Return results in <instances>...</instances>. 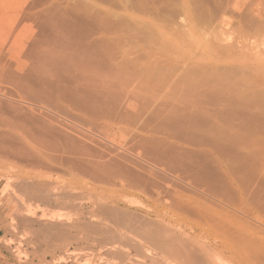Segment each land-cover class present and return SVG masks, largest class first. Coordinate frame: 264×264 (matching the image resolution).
Masks as SVG:
<instances>
[{"label": "bare ground", "instance_id": "6f19581e", "mask_svg": "<svg viewBox=\"0 0 264 264\" xmlns=\"http://www.w3.org/2000/svg\"><path fill=\"white\" fill-rule=\"evenodd\" d=\"M19 1L0 0V162L7 169L42 179L46 172L62 170L69 182L87 193L83 205L71 207L78 208L77 222L43 223L39 234L46 240L54 235L61 239L75 230L95 239L98 246L114 239L117 243L110 240L112 246L105 245V250L118 264H145L144 260L161 264H264V131L262 124L259 131L252 125H257V106H263L264 101L257 98V106L254 102L257 113L244 111V107L234 110L240 95L232 96L231 108L228 103L232 98L228 100L220 92L226 86L220 82L223 76L217 86L213 82L215 87H208L210 80V84L205 82L207 89L200 90L207 74L200 87L191 89L190 83L196 78L199 81L200 74L193 81H189L192 76L186 80L184 75L185 82L189 81L186 88L183 79L174 77L180 68L176 58L173 64L177 66L173 67L171 62L156 59L157 53H161L157 54L159 60L162 55L175 56L168 44L171 33L163 35L166 27L158 18L151 21L130 12L127 2L123 15L138 29L153 27L150 29L156 31L160 47L151 49L154 43L144 39V45L151 44L149 49L139 51L133 46V51L132 46L123 47L129 37L125 43L121 39L124 45L120 47L110 9L92 0H85L82 7L51 3L42 8L35 4L24 8ZM191 2L182 0L180 5L189 26L187 32L193 36ZM32 24L38 31H33ZM263 44L249 40L223 64L256 66L264 58L260 53L264 52L260 48ZM224 72L227 76V70ZM251 72V80L250 75L249 81L242 77L248 85L244 82L242 87L240 80L236 89L260 88L262 94L264 81H259L260 73ZM219 85L221 90H217ZM256 91L254 94H259ZM244 96L241 100H246ZM260 120L257 123H264V118ZM47 184L42 188L38 185L43 193L30 194L47 205L67 206L70 202L66 200L77 201L81 196L75 200L76 191H83L75 189L72 199L66 192L51 198L44 194Z\"/></svg>", "mask_w": 264, "mask_h": 264}, {"label": "rangeland", "instance_id": "374dc122", "mask_svg": "<svg viewBox=\"0 0 264 264\" xmlns=\"http://www.w3.org/2000/svg\"><path fill=\"white\" fill-rule=\"evenodd\" d=\"M191 1L194 3V4H191L192 2L190 3V8L193 5H194V7L189 10L190 14H191L190 19L193 23L194 30H195V35H193V36H190L189 32H187L189 26H187V24L183 20V18H184L183 17V11H182L183 7H182V4L180 5V2L182 3V0H177V1L176 0H174V1L173 0H171V1H168V0H92L93 3L99 4L103 7L106 6L108 9H110L109 10V12L111 14L110 20L113 22V26H114V24H116V25L123 24L120 26L118 25V27L115 25L114 26L115 28L114 27H112V28L116 29L115 31H117L116 32L117 34L116 33L115 34L119 37V41H120V42H118L119 46L121 47L123 42L125 43V40H127V39L129 40V38H130V40L132 42L130 43L129 42L130 40H129L128 43H125V45L123 44L124 46L123 45L122 46L123 47H125V46L127 47V45L130 47L132 46V48H134V49H132L130 47H128V49H132L133 51L135 50V47L137 49L139 48L138 49L139 51L148 50L149 46L151 44H147V43H154L155 46L152 44L150 46L151 49H157L161 45L158 42V35H157L156 31L152 30L154 28L147 26L145 28H141V29L139 28L138 29V27L134 24V22L131 19L128 18L129 19L128 20L127 17H125V15H123L124 8H126L127 5L129 4L128 5L129 9H128V7H127V9L130 12L133 11L139 16L141 15L143 17H147V19L151 20V21L154 20V18H152V17L158 18L160 21H162V22H159L160 25H163V28L166 27L165 29H163V31H164L163 35H165V34L170 35V33H171L172 37H171V40L168 44L170 46V49L172 51H174L176 54H175V56L173 55L172 58L171 57L169 58V56H164V55L161 56L160 55L161 58L159 60V56L157 54H161V53H157L156 59H158L159 63L163 62L166 64V62H167L169 64V62H171L173 64V63H175L174 58H176L177 60H175V61L180 62V64H177L180 66V68L178 67L179 70L177 71L179 74L176 73V76H174V77H176L177 79H178V77H179V79L181 78L180 81L182 79L184 80V78H185L184 75L185 76L187 75L186 80H187V78L192 76V77H190L189 81H193V79H195L196 76L198 74H200V75H198L199 77L197 76L199 78V81L196 78V80H194L193 82L190 83V86L188 83L189 81L186 83L184 80V83H186V88H188V86H189L190 87L189 89L197 87L198 84H199L198 87H200V82L201 83L203 82V81H201V79L204 80L206 77V74H207V77L209 78V80L206 77L207 79L204 81V83H202V85H201L202 89L199 88L200 90H203V89L206 90L207 85H209L210 83L211 84L208 87H211L212 85L214 86V84L217 86V84H219V79L223 76L220 79V82L221 81L224 82L226 84V86L225 85L222 86V90H221V88H220L221 85H219L217 90L220 89L221 91L220 90L219 91L221 92V94L225 93L224 96H226L228 100H230L232 98V100H230L229 102L233 101L234 100L233 98L236 97L238 94L240 95V98H239L240 104L238 105V104L234 103V104H236V107L234 105V108H233L234 110H235V108L239 109L241 107V109H242V107H244L243 108L244 111L248 110V111H251V113H254V111H255V113H257L259 111L260 115H258V116L255 115V117L257 116V118H259L258 121H255L257 125H255L253 123H252V125L255 126L254 131H256V130L259 131L260 124H262V126H261L262 131H264L263 130V128H264L263 124L264 123L263 122L257 123V122H259L260 119L262 120L264 118V115L263 116L261 115V113H264V112H261L262 110L264 111V107H263L264 102L263 103L261 102V100L264 101V92H262V94H260L261 93L260 88H257L256 89L257 91L255 90L256 92L260 91L259 94H254L255 91H254V89H251V88H249V91L247 89L237 90V89H239L238 83H240L241 81H242L241 83H243L242 87H244V82H245V80L243 79L244 77H246L245 79H247L251 76V78H249V80L252 79L253 75H250V74H253V72H251V70L254 71V73L257 72V74L260 73V74H258V76L257 75L256 76L259 78V75H260L261 76L260 78L262 79V77L264 76V74H263L264 69H262V68H264V58H262L264 56V52L263 51L260 52L261 54L263 53L262 57H261L262 59L260 60L259 64H257L256 66L246 64L245 62H241L239 64L240 67H239L237 62H231V63H224L223 64V61L225 59H229L231 57V54H234L238 50H241L240 48H242V47H240V46L247 44V42L249 44V40L251 42L256 40V42H258L259 44L264 43V30H263L264 29V26H263L264 22L262 21V19L264 20V0H198V1L197 0H191ZM195 1H197L199 3L195 2ZM202 2L203 3L205 2V3L203 4ZM19 3H20V5L24 4V8L25 7L29 8L32 4H35V6H37L38 8H42V6H47L48 4H51V3L57 4V5H62L64 7H77L78 4H81L80 7H82L85 3V0H20ZM117 4H118V6H117ZM124 4H127V5L124 7ZM169 5H172V6H169ZM201 5H204V6H201ZM106 7H105V9L107 10ZM110 7H112V8H110ZM198 8H200V10ZM193 9H194V11H193ZM153 10L156 12V14H154ZM171 10H174V11H171ZM177 10H178V12H176ZM207 10H209V11L207 12ZM112 11L114 12L115 15L117 14V17L111 13ZM215 11L217 12V14L215 13ZM158 12L160 13V15H158L159 14ZM195 12H197V13H195ZM138 13H140V14H138ZM162 14H164V15H162ZM176 14H178V15H176ZM206 14H207V16H206ZM208 14H209V16H208ZM211 15H213V16H211ZM112 16H114V17H112ZM122 16L124 18H122ZM167 16H169V17H167ZM119 17H120V19H119ZM163 17H165V18H163ZM195 17H196V19H195ZM202 18H203V20H202ZM210 18L212 20H214V19L215 20L212 21ZM253 18H255L254 21H253ZM204 19H205V22H204ZM216 19L219 21H217ZM113 20H115V23ZM124 20H127V21H124ZM175 20L177 22H175ZM195 20H196V23H195ZM220 20L222 23H220ZM31 21L32 20H30L29 22H25V24H26L25 26L29 25ZM167 21H168V23H167ZM179 21L181 23H179ZM164 22H166V23H164ZM202 22H203V24H202ZM254 22H256V24ZM182 23H183V25H182ZM261 23H263V24H261ZM196 24L198 26H196ZM126 25L130 26V29ZM203 25L205 27H203ZM245 25H247V26H245ZM251 25H253V26H251ZM256 25H257V27H256ZM260 25H262L263 27ZM32 27H33L34 32L38 31L35 24H32ZM180 27H181V29H180ZM131 28L133 31H131ZM133 28L135 30H137V32ZM150 28H152V29H150ZM25 29H26V27H25ZM27 30L30 31L29 28H27ZM119 30H121V31H119ZM122 30H123V33H122ZM250 30H251V32H250ZM254 30H255V33H254L255 35L253 34ZM127 31H130V32H127ZM259 31H261V33ZM25 32H27V31L25 30ZM136 33H138V34H136ZM172 33H173V35H172ZM134 34L136 36L137 35L138 36L136 37ZM247 35L250 37V39ZM133 36H134V39L133 38L131 39V37H133ZM142 36H144V37H142ZM149 36L151 37L152 40L149 38ZM191 38H194V39L197 38V39H195L196 43H195V41H193L194 39H191ZM198 38H200V40ZM253 38H255V39H253ZM121 39H123L122 40L123 42L121 41ZM144 39L149 40V41L146 40V42H147L146 45H144V43H145ZM202 42H203V44H200ZM129 44H131V45H129ZM147 45H148V47H147ZM133 46H135V47H133ZM153 46L155 48H153ZM234 46H236V48ZM260 46H261L260 48H262L264 50V44H263V46L262 45H260ZM138 50H137V53L139 52ZM156 51L160 52L159 49ZM226 54H227V56H225ZM157 56H158V58H157ZM161 59H162V61H161ZM261 62H263V63H261ZM177 65L173 64L172 67L177 66ZM236 65H238L239 68ZM215 66L217 69L214 68ZM221 66H223V67H221ZM231 66H232V68L230 69ZM220 67L223 69V71H221L222 69ZM233 67H235V68H233ZM252 67H253V69H252ZM224 68H225V70H224ZM228 68H229V72L234 73V75H235V73L236 74L238 73L239 69H244V71L242 70L243 74L239 71L242 74V76L240 73H238L237 76L240 77L238 79L236 76L234 78L233 75H229ZM245 68L248 69V72L246 71ZM232 69L234 71H235V69H237V70H236V72H234V71H232ZM249 69H251L250 70L251 73L249 72ZM255 69L257 70L256 72H255ZM259 69H260V72H259ZM181 70H183V72ZM226 70H227V76H226V72H224ZM165 71H166V69H165ZM179 71H181L182 73ZM206 71L210 72L209 76H208V72H206ZM214 71H216L217 74L220 73L219 76L221 74L222 75L220 77L218 76V78H217V74L215 75L216 72H214ZM245 71L248 74L245 73ZM261 71L263 72L262 74H261ZM222 72H224L225 74H223ZM212 74H213V76H211ZM228 75H229L230 79L228 78ZM194 76H195V78H194ZM200 76H201V78H200ZM214 76L217 79L214 78ZM247 76H249V77H247ZM223 78L224 79L226 78V81L228 78V80H231V82L227 81L228 83H226L225 80H223ZM213 79H214V81H213ZM261 79L259 80L260 82L264 81L263 80L264 78L262 80ZM232 80L235 81V84H234V81H232ZM173 81H176V80L173 78ZM196 81H198V82L196 83ZM206 81H208L207 83H209V81H210V83L207 84V83H205ZM215 81L217 83H215ZM213 82H214V84H213ZM231 83L233 84L232 87H231ZM236 83H237V85H236ZM247 83H249V82H245L246 85H248ZM187 84H188V86H187ZM191 84H193V86ZM239 85H241V84H239ZM225 87L227 88V90ZM228 87H230V88H228ZM233 87L235 88V91H234ZM236 87H237V89H236ZM217 90H216V88L212 89V91H214V92H216ZM228 90H230L232 93L234 92V95L229 94L230 91L227 92ZM236 90H237V93L235 94ZM219 91H217V92L220 93ZM238 91H239V93H238ZM252 91H253V93H252ZM218 93H216V94H218ZM246 94H248V96H250L251 98L250 97L246 98ZM241 95L242 96L245 95L244 97L246 100L248 99L247 102L249 104H247L246 100H241V99H243V97ZM258 95H260V97ZM228 96H231V97L229 98ZM232 96H234V97H232ZM257 98L258 99L260 98L261 100L259 99L260 100L259 101ZM251 99L252 100L254 99V100L249 102ZM241 101H243L244 103H242ZM257 101L261 102L263 106H260L261 104L258 105L259 102H257ZM254 102L257 103L256 104V106L258 105L257 107H259L260 109H262V108L263 109L260 111V109L257 108L258 110L256 112V109H255L256 106L254 107ZM251 103H253V105H250ZM228 104L231 108L233 107V105L231 106V104H233V102L228 103ZM245 104L249 105L250 107L253 106L254 109L250 110L251 108L249 109V107ZM244 105L247 107H245ZM254 126H253V129H254ZM258 126H259V129H257ZM262 131H260V132H262ZM263 144H264V142H263ZM0 161H2V160L0 159ZM33 175L34 174H32V173L31 174H24V171H13V170H10L9 168L7 169L4 167L2 162H0V235L2 236L1 243L3 244V246L7 250V252H2L0 254V264H74L75 262H76L75 264H118L117 263L118 259L112 258L109 255H107L109 251L105 250L106 249L105 245H107L111 239H109V241L107 240L108 241L107 244H105L106 243L105 242V243H103L104 245L99 244V246H98L97 245L98 242H96L95 239L94 240H93V238L87 239V237H86L87 235L85 236V233L81 232V234L83 233V236H84V238H83V236L75 230H72V232L69 233L70 235L67 233L66 236H61V239L58 238V236L55 237L56 235H54V237H51L50 239L48 237V240H46V239H44V237H42L39 234L41 225L43 223L44 224H57V223L65 224V223H67L68 224V222H69V224H72V222L73 223L75 221L77 222L78 221L77 220L78 215L80 213L77 211L78 208H76V210L75 209L73 210L71 207L74 206L73 204H75L76 206L83 205L85 203V201H82V200H83V198H86L87 193H86L85 189H81L79 187H76L72 182H69L70 180H69L68 175L66 173H64V171H62V170H55L54 172L52 171V174H51V172H49V173L46 172V174H44L46 176H44L43 179L41 177H37V176H33ZM39 178H41V179H39ZM59 178H61L62 180L63 179H65V180L62 181V180H59ZM66 179H68V180H66ZM43 180H44V182H43ZM58 181H59V183H58ZM23 182L25 183V185ZM62 182H64V183H62ZM66 182H67V184H66ZM27 183H31V184L33 183L32 186H34V188H32V186H29V184H27ZM46 183H48L47 184L48 186H46L48 188L44 191V194L46 193L47 195H49V197H51V195H52L51 198H53L55 195H56V197L58 195H62L63 192H66V195L68 194V196L70 194V199L73 198V194L75 195L76 192H77V195H76V198H74V199L77 200L78 195H80L81 197H79V199L77 201L71 200L72 204H71V201L66 200V201L70 202L69 205H67V206L66 205L60 206V205L55 204L54 202L47 205L44 202H42L41 200L35 199L34 196H33L34 197V199H33V197L31 195L43 193V191L40 190L42 188L41 185H44V184L46 185ZM9 184L11 187L9 186ZM26 184H27V186H29L31 188V192H32V190L34 192L31 193L30 189H28L29 187H27ZM18 185H19V187H18ZM38 185H39V187H41L40 189L38 188ZM59 185H61V186H59ZM62 185H63V188H65V189L62 188ZM64 185L67 187H64ZM23 186H24V188H23ZM57 186L59 189H57ZM69 186L71 188H73L75 186L76 188L74 187L73 188L74 190L72 189V191H71V190H69V189H71ZM60 187H61V189H60ZM34 189L36 190V193H35ZM75 189L76 190L80 189L83 191L78 192ZM67 190H69V191H67ZM80 192H83V193H80ZM84 193L86 194L85 196H84ZM28 194L31 198L28 197ZM82 194H83V197H82ZM37 201H38V203H37ZM54 206H56V207H54ZM64 208H66V209H64ZM36 209H38V210L35 211ZM58 212L61 214H57ZM75 212H77V213H75ZM41 214H43V216H46V218L45 217L43 218V216ZM44 214H46V215H44ZM65 216L68 218V220L66 219ZM61 217H62V221H61ZM62 237H64V239ZM74 237H75V239H77L79 237V241H78V239L76 240V242H78V243H76L75 241H74L75 243L73 242V240H75ZM81 239H86V240H81ZM112 242L114 243V245L117 243L116 241H114V239ZM110 244H112V243L110 242L107 246L111 247L112 245L110 246ZM100 245H102V247L104 249ZM61 260H62V262H61ZM143 262H145V264H161V263H157V262L155 263L153 261L151 262L149 260H146V261L144 260Z\"/></svg>", "mask_w": 264, "mask_h": 264}, {"label": "crops", "instance_id": "0c3cea01", "mask_svg": "<svg viewBox=\"0 0 264 264\" xmlns=\"http://www.w3.org/2000/svg\"><path fill=\"white\" fill-rule=\"evenodd\" d=\"M1 239H2V236L0 235V254L2 252H7L6 248L3 246V244L1 243Z\"/></svg>", "mask_w": 264, "mask_h": 264}]
</instances>
